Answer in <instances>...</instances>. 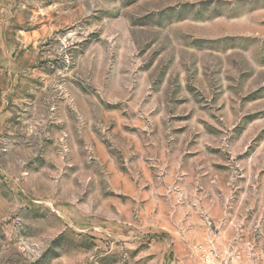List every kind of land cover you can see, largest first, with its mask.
<instances>
[{"label":"rangeland","instance_id":"374dc122","mask_svg":"<svg viewBox=\"0 0 264 264\" xmlns=\"http://www.w3.org/2000/svg\"><path fill=\"white\" fill-rule=\"evenodd\" d=\"M235 237L264 264V0H0V264Z\"/></svg>","mask_w":264,"mask_h":264},{"label":"crops","instance_id":"0c3cea01","mask_svg":"<svg viewBox=\"0 0 264 264\" xmlns=\"http://www.w3.org/2000/svg\"><path fill=\"white\" fill-rule=\"evenodd\" d=\"M215 247H220L216 248L217 252L221 254L222 257L219 264H224L222 262L224 259L227 260L225 264H239L243 258V253L239 250L238 247H250V242L243 243L235 237L232 239H228L223 244H218V246Z\"/></svg>","mask_w":264,"mask_h":264},{"label":"built area","instance_id":"2783aa9c","mask_svg":"<svg viewBox=\"0 0 264 264\" xmlns=\"http://www.w3.org/2000/svg\"><path fill=\"white\" fill-rule=\"evenodd\" d=\"M200 247H202V246H200ZM211 254H214V251H212V253H211ZM211 254H210V255H211ZM214 257H215L214 255H211V260H213V259H214Z\"/></svg>","mask_w":264,"mask_h":264}]
</instances>
